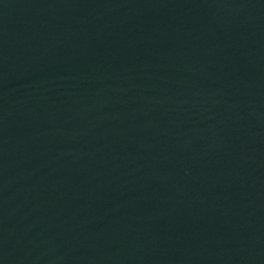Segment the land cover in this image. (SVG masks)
Listing matches in <instances>:
<instances>
[{"label": "water", "instance_id": "obj_1", "mask_svg": "<svg viewBox=\"0 0 264 264\" xmlns=\"http://www.w3.org/2000/svg\"><path fill=\"white\" fill-rule=\"evenodd\" d=\"M0 264H264V0H0Z\"/></svg>", "mask_w": 264, "mask_h": 264}]
</instances>
